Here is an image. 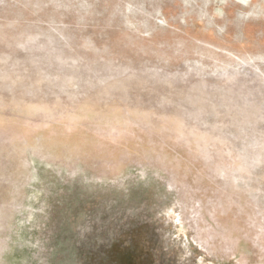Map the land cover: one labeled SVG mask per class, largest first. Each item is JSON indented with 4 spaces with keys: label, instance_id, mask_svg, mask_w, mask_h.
I'll use <instances>...</instances> for the list:
<instances>
[{
    "label": "rangeland",
    "instance_id": "1",
    "mask_svg": "<svg viewBox=\"0 0 264 264\" xmlns=\"http://www.w3.org/2000/svg\"><path fill=\"white\" fill-rule=\"evenodd\" d=\"M0 264H264V0H0Z\"/></svg>",
    "mask_w": 264,
    "mask_h": 264
}]
</instances>
